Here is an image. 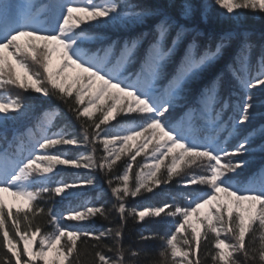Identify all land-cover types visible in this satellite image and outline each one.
<instances>
[{
	"label": "snow or ice",
	"instance_id": "6c2138e0",
	"mask_svg": "<svg viewBox=\"0 0 264 264\" xmlns=\"http://www.w3.org/2000/svg\"><path fill=\"white\" fill-rule=\"evenodd\" d=\"M214 2L234 27L221 33L214 47H202L196 17L208 22L206 0H0V264H80L81 243L86 250L87 240L95 241L97 264H139L141 257L143 264H201L197 252L209 235L214 237L213 264H264V166L245 176L250 159L240 158L264 152V123L249 127L257 107H264L253 96L254 90L264 89V33L254 66L257 44L253 33L242 28L247 12L253 18L264 15V0ZM150 20L148 31L107 45L102 44L107 37L88 30L132 31ZM236 39L239 46L228 59L226 50ZM96 43L102 46L86 47ZM221 58L227 61L225 70L199 91L196 106L170 119L201 73ZM31 64L41 71H32ZM137 64V70L129 71ZM169 73L167 84L159 87ZM226 74L235 81L227 97L221 95ZM12 88L64 104L82 121L81 135L73 134L68 123L57 125L67 114L53 105L24 131L14 128L9 139V122L15 125L35 109L26 97L11 95ZM121 114L127 122L112 125ZM97 144L103 151L99 160ZM68 145L90 146V151L73 157L61 150ZM142 153L149 162L132 177ZM125 156L123 173L113 176ZM58 166L98 170L101 176L67 182L56 179ZM174 178L183 189L208 191H181L167 194L171 202L128 208L130 198L152 193ZM101 180L115 200L111 208L103 203L62 211L44 206ZM4 193L18 203L7 204ZM102 196L103 189L96 198ZM179 199L187 204L181 206ZM113 212L119 223L96 227L97 217L113 223ZM129 218L134 223L158 218L174 231L160 235L149 230L136 237L137 243L161 241L151 256L124 244ZM45 223L53 231H43Z\"/></svg>",
	"mask_w": 264,
	"mask_h": 264
},
{
	"label": "trees",
	"instance_id": "16d2710c",
	"mask_svg": "<svg viewBox=\"0 0 264 264\" xmlns=\"http://www.w3.org/2000/svg\"><path fill=\"white\" fill-rule=\"evenodd\" d=\"M40 3H47V0H39ZM132 2H135V0H132ZM149 2H156V0H149ZM177 3H179V0H177ZM206 3L211 8V13L209 16L208 22L205 24L203 23L200 18L199 14H197L196 17V23L199 25L200 30L202 31L203 35L199 37V43L202 47L207 46H213L215 45V42L219 35L225 31L231 30L234 26L232 22L226 18L225 16V10H223L221 7L215 4L214 0H206ZM247 19L245 23L243 24V29H248L253 33L252 39L257 44V48L253 51L252 56V63L255 66L256 63V56L259 53V44L261 43V33H264V15H259L256 18H253V15L251 12L246 13ZM154 21H148L145 26L137 27L133 29L132 31H122L115 28H110L107 26H93L89 28V31L98 32L102 34L103 36L107 37L102 44L107 45L111 43V41H120L122 42L124 38H127L130 35H135L136 33L140 31H148ZM82 27H85L82 25ZM242 30V29H241ZM239 31V30H238ZM239 39H236L232 42V44L229 46V48L226 50V56L228 59L231 58L232 55L235 54L236 49L239 46ZM101 43L86 45V47H89L93 50H95L98 47H101ZM226 59L221 58L217 60L213 65H211L209 68L205 69L199 79L195 82V85L189 90V92L186 94L185 98L181 100L180 107H176L171 110V116L170 119H177L178 117L183 114L188 107L196 106L197 104V97L199 95V91L206 86L207 84L211 83V81L215 78L217 74H219L221 71L225 70V64ZM31 70L32 71H41L39 66L35 64H31ZM139 65L132 66L129 71H135L137 70ZM171 78V75L165 77L159 82V87L163 88L167 84V80ZM226 81H228V84L222 89L221 95L227 97L229 95V92L231 91L232 86L235 85V81L231 80V77L226 74ZM11 95H21L26 97L30 102H33L35 105L34 111L30 114L29 118L23 119L20 122H18L15 125H12L11 122H9L8 127V138L11 139L13 129H18L19 131H24L26 127H30L32 124L35 123V119L37 116L40 115L41 111L45 108H48L50 106H58L60 109H62L67 114V119H60L57 121L58 126H63L65 123L69 124V130L73 132V134L77 135L78 137L81 135V122L80 120H76L74 115L67 111V108L64 104L60 103L55 98L49 100L46 98L41 97L40 94H37L35 92L29 91V92H21L19 89H9ZM253 96L257 103L259 104L260 101H264V89H256L253 92ZM69 103H73L74 101L70 100ZM75 106V105H74ZM257 115L256 118L253 120L252 124L249 125V127H258L260 124L264 123V107H257L256 109ZM99 115V113H97ZM137 121H139V118H136ZM84 123H87V121H83ZM119 122V123H118ZM127 122V119L124 117L123 114L117 116L116 121L110 122L114 126H119V124H124ZM56 130V129H54ZM261 141L258 138L254 142L255 144H259ZM3 141H0V144H3ZM62 151L66 152L70 156H78L80 153H86L87 151H90V146L88 148H85L83 146H63L61 148ZM103 155L102 146L100 144L96 145V157L97 160ZM147 153H142L140 156L136 158V161L133 165V170L131 173V176L134 177L135 173L140 170V166L148 163L145 159V156ZM241 159H250V164L248 168L245 170L244 175H250L253 172H256L258 169H260L262 166H264V152H253L250 153L248 156L240 157ZM128 162V157H122L121 161L117 162V164L114 166V171L112 173L113 176L121 175L124 171V168L126 167ZM170 163V158L165 161V165ZM164 166H162L163 171ZM197 171L199 169H196ZM146 171V169H145ZM91 176H101V173L98 170H92V169H75L67 166H58L57 168V176L56 179H63L67 182H72L77 179L82 178H89ZM130 183L132 181L130 180ZM54 186V185H53ZM103 189V196L101 199L96 198V194ZM195 190L197 193H202L204 191H208L206 188H201L198 186H189V189H183L179 185L178 179L174 178V180L168 184V185H161L158 188L154 189L152 193H145L143 196H138L136 198H130L127 202V206L129 209L132 207L142 206L144 204H155L159 205L165 202H171V196L167 194H176L181 191H191ZM89 201H91V204H89ZM105 204L106 208H111V206L115 203L114 198L111 195L110 190L108 189V185L106 183H103L101 180L98 182V185L96 187H88L83 186L80 188H77L74 190V194L68 196L66 199L61 200L60 197H56L53 201L45 203V208L47 207H54L58 211H62L64 208L68 206L72 207H78L82 205H99V204ZM178 203L181 204V206H185L187 204V201L184 199H179ZM113 216V223H110L109 221L101 220L100 218H95L96 221V227L100 228H107L114 226L115 223H119L118 217H116L115 212L112 213ZM62 223L66 224H72L73 222L67 221ZM10 224V222H9ZM45 232H51L53 231V228L45 223L43 229ZM154 231L160 235H164L167 232L174 231L173 228L170 227V222L168 223H162L159 222L158 218H146L143 222H136L134 223L131 218H129L127 228L125 229V235H124V244L125 245H131L132 248L140 249L144 252L149 253L151 256H155L158 252V249L161 247V241H149L147 243H137L136 237L141 232H147V231ZM2 235V233H0ZM181 237L178 236V240H180ZM214 237L212 235L208 236V239L206 242H202L200 249L197 252V255L201 261V264H213L211 260V256L209 255L210 252H214V249L212 248V242ZM252 240V234H250L246 238V243H249ZM105 243H112L111 240H105ZM257 242H258V236H257ZM20 247L22 248L23 242L18 241ZM87 249L85 250L83 243H81V256H80V264H97V261L95 259L94 253L98 249H95L92 247V244L95 243L93 240H87ZM105 254L108 256H113V253H109L105 251ZM240 259H243L242 256L239 257ZM129 261H131L133 258L128 257ZM143 257L140 258L139 264H143Z\"/></svg>",
	"mask_w": 264,
	"mask_h": 264
},
{
	"label": "rangeland",
	"instance_id": "374dc122",
	"mask_svg": "<svg viewBox=\"0 0 264 264\" xmlns=\"http://www.w3.org/2000/svg\"><path fill=\"white\" fill-rule=\"evenodd\" d=\"M75 71L76 70H73V69H70L69 70L70 74H75ZM4 196H5V199H6L7 204L11 205L13 203H18L17 201H14V199L11 196L10 193H4ZM221 196H223V194H221ZM203 211H204V209H201V212H203Z\"/></svg>",
	"mask_w": 264,
	"mask_h": 264
}]
</instances>
